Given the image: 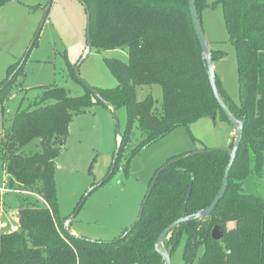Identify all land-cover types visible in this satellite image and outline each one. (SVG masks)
Masks as SVG:
<instances>
[{
	"label": "trees",
	"instance_id": "obj_1",
	"mask_svg": "<svg viewBox=\"0 0 264 264\" xmlns=\"http://www.w3.org/2000/svg\"><path fill=\"white\" fill-rule=\"evenodd\" d=\"M6 1L0 0V6ZM80 1L89 14L90 48H126L127 61L104 58L117 81L111 88L86 87L82 95L72 96L56 84L40 86L39 94L15 112L0 134V155L10 182L37 195L19 207L16 231L0 227V264H164L154 248L159 233L210 203L220 187L229 150L205 148L168 158L151 177L148 187L163 167L132 226L111 241L90 240L69 232L58 214L55 159L65 147L72 116L95 103L125 109L126 126L100 184L116 170L134 123L144 137L131 155L173 128L203 117L230 121L213 95L188 0ZM216 1L235 49L239 102L231 101L216 73L215 84L232 114L243 120L242 138L214 210L173 227L159 246L166 251L171 245L172 253L184 236L182 264L195 259L196 264H264V196L242 188L249 175L264 172V0ZM195 4L200 17L208 4L205 0ZM222 54L211 49L213 61ZM24 60L9 65L0 82L2 111L17 88ZM138 85L161 87L160 110L151 95L136 99ZM34 139H39L40 151L23 153L21 149ZM176 157L181 158L168 164ZM228 222L233 227H227ZM214 227L221 233L216 240L211 236ZM199 247L202 252L197 255Z\"/></svg>",
	"mask_w": 264,
	"mask_h": 264
},
{
	"label": "rangeland",
	"instance_id": "obj_2",
	"mask_svg": "<svg viewBox=\"0 0 264 264\" xmlns=\"http://www.w3.org/2000/svg\"><path fill=\"white\" fill-rule=\"evenodd\" d=\"M200 11L201 25L212 50L223 54L214 59V70L232 102H239L235 49L229 40L221 5L216 0ZM87 14L79 0H8L0 6V82L9 65L23 62L17 88L0 110V134L19 108L30 103L42 85L56 84L70 95H82L86 87L111 88L117 84L104 58L127 61L126 48H87ZM35 39V43H33ZM151 95L161 109L159 85L136 87V99ZM126 126L123 107L114 112L100 103L72 116L64 148L55 159V188L58 214L65 228L90 240L111 241L123 235L137 219L148 184L156 168L168 158L202 149L228 146L231 124L218 117H203L189 126H177L131 155L144 137L133 124L130 141L121 152L112 176L100 184L110 169ZM118 127V133H117ZM23 153L40 151L39 139L25 145ZM17 188V189H16ZM3 169L0 155V216L16 224V212L37 195L18 190ZM245 192L264 196V172L249 175L242 183ZM26 193V194H25ZM29 195V196H28ZM4 219V218H3ZM9 223V224H10ZM10 224V225H11ZM231 227V222L226 224ZM2 230H5V228ZM74 233V234H75ZM185 237L170 255V264H182ZM202 252L199 247L197 255ZM192 264H196V259Z\"/></svg>",
	"mask_w": 264,
	"mask_h": 264
},
{
	"label": "water",
	"instance_id": "obj_3",
	"mask_svg": "<svg viewBox=\"0 0 264 264\" xmlns=\"http://www.w3.org/2000/svg\"><path fill=\"white\" fill-rule=\"evenodd\" d=\"M80 1V0H79ZM81 2V1H80ZM82 3V2H81ZM188 6H189V11H190V15H191V20H192V24L195 30V33L197 35L198 41L200 43L201 49H202V54L203 57L206 61V65H207V70H208V79H209V83L213 92V95L215 97V99L217 100L220 108L224 111V113L226 114L228 120L230 121V124L232 125V127L235 129L236 133H235V138L233 140L232 146L228 147V146H220V147H215V148H225L229 150V159L228 162L224 168V173H223V177H222V181L220 184L219 189L217 190V193L215 194V196L213 197V199L210 201V203L198 210L196 213L192 214V215H186V216H181L177 219H175L174 221H172L171 223H169L166 227H164V229L159 233L155 243H154V248L155 250L162 256L163 260H164V264H170V255H171V251H172V246L170 245L168 247V249L165 251L163 249L160 248V244L162 243L163 238L172 230L173 227L179 225L180 223L192 219V218H198V217H206L208 215H210V213L214 210L216 204L218 203V201L221 199V197L223 196L227 184H228V173H229V169L230 166L234 160L236 151H237V147L238 144L242 138V126H243V120L242 119H237L232 112L230 111L229 107L225 104V102L223 101V99L221 98L219 91L216 87L215 84V70H214V66H213V59L211 56V49L209 47L208 42L205 39L204 33H203V28L201 25V19L199 17V13L197 11L196 8V4H195V0H188ZM89 14H87V21H86V41H87V48L88 50L90 49V30H89ZM91 91H94L93 87H88ZM112 111L114 112L115 110L112 109ZM118 127H117V133H118ZM197 152V151H196ZM181 157H176L172 160H170L168 162H175L178 159H180ZM163 167H161L157 173L154 175L152 181L150 182V185L148 187L146 196L149 195V192L151 191V188L153 186L154 181L156 180L159 172L161 171ZM145 200H143L144 202ZM67 224V222L65 223V225ZM220 230L217 227H214L211 231V236L213 239H219L220 238ZM132 264H138V263H132Z\"/></svg>",
	"mask_w": 264,
	"mask_h": 264
},
{
	"label": "crops",
	"instance_id": "obj_4",
	"mask_svg": "<svg viewBox=\"0 0 264 264\" xmlns=\"http://www.w3.org/2000/svg\"><path fill=\"white\" fill-rule=\"evenodd\" d=\"M216 73V72H215ZM151 88V87H150ZM112 109V108H111ZM227 132H228V136H227V139H226V143H228V141L232 138V136H234V134L236 133V131H235V129L232 127V125H231V128H229L228 130H227ZM16 215H17V212H16ZM4 218V219H3ZM0 227L1 228H5V230H9V228H10V224L12 223H10V221H9V219L7 218V217H1L0 216ZM10 223V224H9ZM17 224V223H16ZM228 224V223H227ZM231 227H233V225H234V223H232L231 222ZM228 227V226H227ZM230 228V227H229ZM72 233H75V232H73L72 231ZM76 234V233H75Z\"/></svg>",
	"mask_w": 264,
	"mask_h": 264
},
{
	"label": "built area",
	"instance_id": "obj_5",
	"mask_svg": "<svg viewBox=\"0 0 264 264\" xmlns=\"http://www.w3.org/2000/svg\"><path fill=\"white\" fill-rule=\"evenodd\" d=\"M18 228L17 224H11L9 230L16 231Z\"/></svg>",
	"mask_w": 264,
	"mask_h": 264
}]
</instances>
